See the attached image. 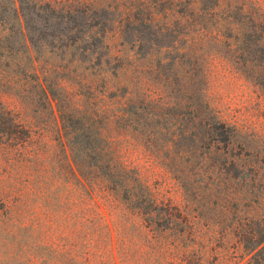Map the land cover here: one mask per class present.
<instances>
[{
    "label": "trees",
    "instance_id": "trees-1",
    "mask_svg": "<svg viewBox=\"0 0 264 264\" xmlns=\"http://www.w3.org/2000/svg\"><path fill=\"white\" fill-rule=\"evenodd\" d=\"M120 50L161 84L158 102L118 82L128 62ZM206 52L230 61L264 95V13L256 0H0V94L53 120L74 181L122 204L154 240L197 244L203 221L209 237L239 247V264H264V152L216 114L205 90L194 98L178 85L190 115L177 131L166 124L165 91L183 67L198 71ZM107 102L120 107L112 116L120 128L160 140L184 208L106 159L92 122ZM18 121L0 101V146L29 138ZM13 212L2 214L0 234L36 244Z\"/></svg>",
    "mask_w": 264,
    "mask_h": 264
},
{
    "label": "rangeland",
    "instance_id": "rangeland-1",
    "mask_svg": "<svg viewBox=\"0 0 264 264\" xmlns=\"http://www.w3.org/2000/svg\"><path fill=\"white\" fill-rule=\"evenodd\" d=\"M256 1L264 13V0ZM206 53L198 71L183 67L180 70L183 78L176 75V81L165 91L163 102L169 109L166 124L171 131H177L190 115V108L185 106L178 85L194 90V98L205 90L216 114L222 120L242 127L247 138L254 140L255 146L264 152V95L230 61L217 54ZM117 54L124 62L128 60L118 82L128 88L145 89V94L158 102L160 92L156 86L161 84L142 72L138 61L129 57L127 50H120ZM0 101L16 113L19 124L30 134L17 148L0 146V219L6 211H14L11 214L13 218H19L14 219L15 223L29 225L34 230L32 240L36 243L16 244L0 234V264L241 262L239 247L222 244L219 238L209 237L203 221L197 244L154 240L150 231L122 204L107 195L90 194L86 185L74 181L68 172V160L63 157L51 118L40 111L32 112L11 95L0 94ZM97 106L101 111L92 123L94 128H101V139L108 150L106 159L138 176L157 197L169 199L172 205L184 208L185 201L174 175L164 168L169 161L165 159L167 153L160 147V140L120 128L123 121L112 117L120 107L109 102ZM181 162L189 165L185 156ZM189 162H192L190 158ZM9 206L13 207L10 209Z\"/></svg>",
    "mask_w": 264,
    "mask_h": 264
}]
</instances>
